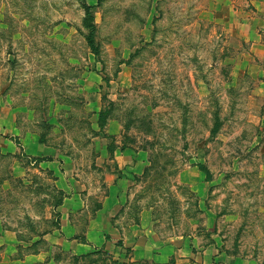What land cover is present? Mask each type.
<instances>
[{
  "label": "rangeland",
  "instance_id": "obj_1",
  "mask_svg": "<svg viewBox=\"0 0 264 264\" xmlns=\"http://www.w3.org/2000/svg\"><path fill=\"white\" fill-rule=\"evenodd\" d=\"M218 1L0 0V131L20 133L0 134V239L18 257L114 263L46 240L64 188L84 196L73 220L85 230L120 192L108 203L121 224L145 218L167 241L212 235L227 254L264 264V55L215 21ZM233 1L246 13L263 2ZM115 151L127 153L124 169Z\"/></svg>",
  "mask_w": 264,
  "mask_h": 264
},
{
  "label": "crops",
  "instance_id": "obj_2",
  "mask_svg": "<svg viewBox=\"0 0 264 264\" xmlns=\"http://www.w3.org/2000/svg\"><path fill=\"white\" fill-rule=\"evenodd\" d=\"M255 8L256 13H246L247 10L235 1L221 0L214 4L212 9L215 12L211 15L226 30L239 33L243 40L250 43L251 52L264 55V17H261L264 15V0L256 1ZM260 32L262 35H259ZM2 132L1 135L8 133L13 137L20 136L19 129L14 126L2 127ZM126 154L115 151L120 170L130 163ZM62 190L68 195L59 207L62 213L60 229L46 239L52 248L60 246L72 255H84L91 249L103 250L113 256V264H260L222 251L212 235L209 241L204 237L167 241L157 237L151 222L145 218L128 226L121 224L115 218L119 209L108 203L114 204L115 200L120 203L126 196L120 192H111L105 198L85 230L80 221L73 220L75 214L88 208L84 196L80 191ZM17 253V246L0 239V264H35L47 259V255L42 254H29L20 258Z\"/></svg>",
  "mask_w": 264,
  "mask_h": 264
},
{
  "label": "trees",
  "instance_id": "obj_3",
  "mask_svg": "<svg viewBox=\"0 0 264 264\" xmlns=\"http://www.w3.org/2000/svg\"><path fill=\"white\" fill-rule=\"evenodd\" d=\"M86 9V14H87V19L85 20V25L91 30V34L87 37V41L89 43V47L91 48V50L93 51V53L97 54L98 53V49H97V43L95 41V34H96V25L94 23V18L92 16V9L93 7L91 6H86L85 7ZM109 113L110 111L109 110H101L99 113H98V124H99V128L101 131H103L105 129V127L107 126V122H108V118H109ZM13 142H15V144H17V146H21L17 141L18 139L14 138L12 139ZM113 153V152H111ZM6 156L3 155V154H0V159H4ZM35 160L36 162H42V161H53L52 159L50 158H47V159H33ZM199 169L205 173V175L207 176V180H209V176H210V173L209 171L207 170V168L203 165H200L199 166ZM10 178V177H9ZM6 180H9V179H5L4 181ZM3 183L0 184V191L3 190ZM60 194V199L55 203V207H60L63 203V200L64 198L67 197V195L60 191L59 192ZM60 224L58 223V228L60 229ZM37 243H34V245H36ZM32 254V253H30Z\"/></svg>",
  "mask_w": 264,
  "mask_h": 264
}]
</instances>
